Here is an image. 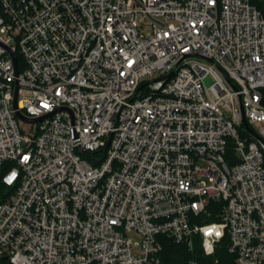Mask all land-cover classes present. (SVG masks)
Listing matches in <instances>:
<instances>
[{
    "label": "built area",
    "instance_id": "1",
    "mask_svg": "<svg viewBox=\"0 0 264 264\" xmlns=\"http://www.w3.org/2000/svg\"><path fill=\"white\" fill-rule=\"evenodd\" d=\"M261 1L0 0V261L264 264Z\"/></svg>",
    "mask_w": 264,
    "mask_h": 264
},
{
    "label": "trees",
    "instance_id": "2",
    "mask_svg": "<svg viewBox=\"0 0 264 264\" xmlns=\"http://www.w3.org/2000/svg\"><path fill=\"white\" fill-rule=\"evenodd\" d=\"M253 4L257 5L261 3V0H251ZM5 190V186L0 182V200H2L3 192ZM214 220V219H213ZM163 251L160 255L162 264H190V260L196 258L198 260L203 259L202 248L199 246V242L196 243V250L191 252L189 248L184 245H178L175 242L169 240V238L164 237ZM217 256L221 264H237L236 260H234V256L229 254L226 248H221L217 252ZM2 264H10L8 260L2 258L0 261Z\"/></svg>",
    "mask_w": 264,
    "mask_h": 264
},
{
    "label": "water",
    "instance_id": "3",
    "mask_svg": "<svg viewBox=\"0 0 264 264\" xmlns=\"http://www.w3.org/2000/svg\"><path fill=\"white\" fill-rule=\"evenodd\" d=\"M14 61H15V64L17 65V58L16 56L14 55ZM17 67V66H16ZM15 102H14V107L17 108L18 107V89L16 90L15 92ZM242 114H243V117H244V122H245V125L247 124L246 123V117L244 115V109L242 108ZM18 115L22 118V119H25L24 116L21 114V113H18ZM45 117L43 118H39L38 120H34V119H27V120H30L31 122H40L41 120H43Z\"/></svg>",
    "mask_w": 264,
    "mask_h": 264
},
{
    "label": "rangeland",
    "instance_id": "4",
    "mask_svg": "<svg viewBox=\"0 0 264 264\" xmlns=\"http://www.w3.org/2000/svg\"><path fill=\"white\" fill-rule=\"evenodd\" d=\"M258 5L259 6H263V4H262V2L261 3H258ZM213 83V79L210 77L207 81H206V84H207V86H209L210 84H212ZM21 127H22V129L23 130H26V128H27V126L26 125H21ZM256 129V128H255ZM232 143V142H231ZM231 156H233V154H230V157ZM0 264H2L1 262H0Z\"/></svg>",
    "mask_w": 264,
    "mask_h": 264
}]
</instances>
